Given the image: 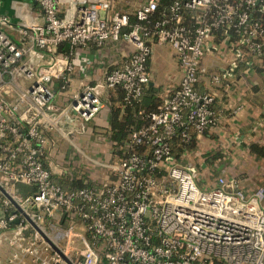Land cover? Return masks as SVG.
Masks as SVG:
<instances>
[{
  "label": "built area",
  "instance_id": "2783aa9c",
  "mask_svg": "<svg viewBox=\"0 0 264 264\" xmlns=\"http://www.w3.org/2000/svg\"><path fill=\"white\" fill-rule=\"evenodd\" d=\"M35 1L42 22L17 24L0 12V264H264V185L247 191L219 176L200 187L197 171L172 152L175 133L189 140L218 118L214 94L197 87L209 71L205 56L233 52L235 65L243 52L264 54V0H171L163 8L141 0L134 10L113 0ZM122 40L133 48L102 83L56 100L82 62L79 47ZM165 44L180 82L158 109L140 110L148 121L108 164L110 177L76 188L55 181L48 131L70 111L97 115L101 86L138 99ZM17 181L30 185L27 195L11 187Z\"/></svg>",
  "mask_w": 264,
  "mask_h": 264
},
{
  "label": "crops",
  "instance_id": "0c3cea01",
  "mask_svg": "<svg viewBox=\"0 0 264 264\" xmlns=\"http://www.w3.org/2000/svg\"><path fill=\"white\" fill-rule=\"evenodd\" d=\"M0 1V12L9 15L14 23L43 21V10L35 0ZM113 1L116 6L125 10H134L141 3V0ZM13 34L16 35V33ZM132 48L133 44L125 40L109 42L102 46L92 44L79 47L77 52L82 62L75 65L67 89L57 91L56 100L68 102L86 84L102 83V80L98 78L104 76L107 65L120 61ZM222 54L225 53L217 50L215 54L205 56L204 60L209 66V71L202 77L201 84L202 89H208L215 95V106L219 113L218 121L206 132L197 135L198 147L189 156H193L205 171H209L210 176L213 177L210 186L217 183L218 176H225L228 180L237 181L242 188L250 191L259 185H264V154L256 153L250 148L251 143L264 145V73L255 69L232 76L227 73L222 81L216 82L213 74L219 71V67L230 63L235 57L233 52L226 54V59ZM177 65L178 74L173 75L168 83H163L158 80V73L152 69L151 62L150 83L154 88L153 97L157 99L159 105L170 97L173 89L180 82L182 70L178 60ZM100 91L104 106L97 115L89 120H83L70 111L63 116L62 128L48 131L47 159L53 176L57 180L66 176L86 184L100 183L95 181V177L91 178L89 173L82 171L80 175H76L71 169H65L64 161L70 149L63 148V143L67 139L71 141L73 136L77 138L78 143H86L85 147L81 145L82 149L77 142L72 141L87 157L91 154L84 148L101 155L100 161L106 170L105 179L111 175L108 164L120 159L116 157L114 142L111 139L109 88L101 86ZM90 134L92 137L97 134L102 142L93 140L91 143L86 137ZM69 183L71 185V181Z\"/></svg>",
  "mask_w": 264,
  "mask_h": 264
},
{
  "label": "trees",
  "instance_id": "16d2710c",
  "mask_svg": "<svg viewBox=\"0 0 264 264\" xmlns=\"http://www.w3.org/2000/svg\"><path fill=\"white\" fill-rule=\"evenodd\" d=\"M161 8L166 7L171 0H158ZM262 15L263 23H264V13ZM92 45V44H91ZM95 45V44H93ZM236 49L237 47H233ZM60 50H68L67 45H63ZM236 64H226L223 67H219V71H217L219 75V80H215L216 82H220L224 79V76L227 73L232 75H236V73L248 72L251 69H255L261 73H264V54L259 57H255L253 54L243 52L241 56L236 59ZM114 67L113 63L107 65L105 69H112ZM208 73V72H207ZM206 73V74H207ZM203 83V79L198 81L197 87L200 90L202 89L201 84ZM153 85L149 83L146 87L144 93L138 99L127 100L125 98V92L121 87H110L108 102L110 105V130H111V139L113 140V147L116 153V157L119 159L125 155L127 149L129 148V135L130 132L142 126L144 123L148 121V119L140 113L141 109L145 110H155L158 109L162 104H158L157 99L153 97ZM211 92V91H210ZM212 93V92H211ZM215 95L213 101V108L216 110L217 116L219 117V113L215 106ZM218 118L216 119V124ZM173 142V156L175 161L185 162L190 155V153L198 147V139L197 135L194 133L189 140H184L179 135V133H175L172 138ZM250 148L252 151L256 153L264 154V145H260L258 143H251ZM54 177V176H53ZM219 177V176H218ZM55 179V178H54ZM57 179H55L56 181ZM71 181V185L69 183ZM57 182L63 184L68 187H80L83 185H87L86 183H82L77 181L76 179H70L69 177L63 176ZM70 185V186H69Z\"/></svg>",
  "mask_w": 264,
  "mask_h": 264
},
{
  "label": "rangeland",
  "instance_id": "374dc122",
  "mask_svg": "<svg viewBox=\"0 0 264 264\" xmlns=\"http://www.w3.org/2000/svg\"><path fill=\"white\" fill-rule=\"evenodd\" d=\"M13 36H15V35L13 34ZM152 69H155V71L158 73V80H161L163 83H168L172 79L173 75L178 74L179 68L177 65V57L175 56L174 50L171 47V45L165 44L164 46H162L161 53H158L157 58L152 61ZM98 80H102V82H103L104 76L99 77ZM86 137H87V139H90L91 143L93 140L102 142L98 138L97 134H95L93 137L91 136V134L86 135ZM72 141L77 142V145L80 146V148H82L83 146L85 147V145H86L85 142L83 143L84 145L78 143L77 138L75 136H73L71 138V141H70V139H67L64 141L63 148L69 147V149H70L69 151H67L68 152L67 154L65 153L66 157H67L66 160L64 161L65 169L66 170L71 169L72 172L76 175H80L82 171L84 173H89V174H91L90 177L91 178L95 177V179H96L95 181H97V182H102L103 180H105L104 173L106 170H105V166L102 164V161H100L101 155H99L98 153L94 152L91 149L84 148V150L87 153L91 154V156L89 155L87 157V155L85 153H83L82 151H80L75 146V144L72 143ZM70 143H71V145H70ZM72 144H74V145H72ZM81 145H82V147H81ZM102 158H104V157H102ZM187 159H188L187 162L185 161V162H180V163H182L183 165H186V166H189V164H191L190 166H191L192 170L197 171V175L195 177L196 183L200 187L210 186L213 177L210 176L209 171H207V170L205 171L203 169V167L199 164V162L193 158V156L192 157L189 156ZM62 168H63V166H62ZM7 179H5L6 183H8ZM56 181H58V180H56ZM94 184H96V183H94ZM11 187L15 191H18V192L22 193L23 195H27L28 191L30 190V185L23 182V181H17L15 183H13V184H11ZM78 228L82 230L81 225H79Z\"/></svg>",
  "mask_w": 264,
  "mask_h": 264
}]
</instances>
